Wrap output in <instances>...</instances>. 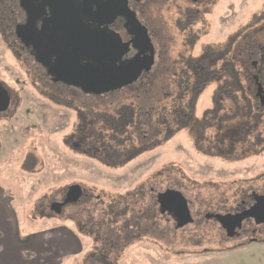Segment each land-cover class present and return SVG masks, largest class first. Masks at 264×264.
<instances>
[{
    "label": "flooded vegetation",
    "instance_id": "obj_1",
    "mask_svg": "<svg viewBox=\"0 0 264 264\" xmlns=\"http://www.w3.org/2000/svg\"><path fill=\"white\" fill-rule=\"evenodd\" d=\"M110 1L113 0H0V34L3 42L5 41L12 56L26 66V72L38 80L39 84L34 86L37 93L51 104H60L63 108L59 110L71 112V124L67 127L69 134L63 139V145L65 142L70 152L95 159L106 167L112 166L114 161L123 156L136 158L144 152L154 150L161 142L170 141L173 136L187 128L189 130L185 132L194 144L200 131L203 133L205 129L211 130L212 138L207 140L210 150L213 149L214 156L223 158L226 163L237 160L228 158L236 153L237 148H242L243 157L264 152V103L256 95V86L251 88L252 101L243 105V108L249 110L251 118L237 119V78H250L253 83L258 81L264 92V5L252 14L251 22L245 29L249 32L254 24L259 23L253 30L255 34L250 33L249 45L244 44L245 48L251 49L247 58L250 68L246 71L237 64L239 46L235 40L240 36L237 35L238 29L242 30L240 27L225 40H204L210 35L211 18L215 21V13L211 12L210 6L216 0H183L184 6L170 1L174 5L175 13L171 14L168 20L170 25L167 27H163L161 18L153 14L165 0H119L118 4H127L135 13L136 18L146 28L148 39L141 38V33L128 21L126 15L117 11L120 9L118 4L113 11L105 9L92 21L94 13ZM56 4H63L62 10ZM58 11L67 15H63L58 32H54ZM144 15L148 16V20ZM79 18L81 23L77 22ZM207 20L211 24L209 32L205 33L203 27L208 24ZM55 34L57 39H50ZM78 35V42L85 43L86 46L92 42L97 44L98 49L92 58L98 60L99 67L110 64L116 73H121L122 67L127 69L126 64L145 57V60L150 59V66L147 70H142L136 80L126 85L106 89L98 94L86 91L82 86L76 85L81 84V80L71 78L70 65L63 66L69 73H61L57 67L61 52L58 44L64 46L63 51L75 53L80 66L93 64L88 53H85L83 60L79 51L73 48V42L77 41ZM177 38H180V51L173 50V46L177 49ZM261 40L262 44L259 45ZM31 42L35 43L36 50ZM197 46V53L188 55L189 50H195ZM84 49L87 51V48ZM167 50L169 58L166 56ZM67 80L72 82L68 84ZM144 82H149V86H143ZM211 84L214 85L212 89ZM7 91L12 100L11 92ZM205 91L212 93L211 107L203 110L200 115L195 114L196 102ZM144 94H148L147 101L142 99ZM160 99L165 100L161 102ZM219 107L221 110L226 107L224 113L227 118L220 117ZM57 116L59 117V113ZM185 126L188 127L184 128ZM238 143L245 145L238 146ZM259 177L256 176V181L242 187L236 184L216 185L227 186L223 190L229 193H221L218 198L201 203L204 209L196 216L191 209L193 202L183 192L184 188L180 184L170 183L160 191L154 185H149L147 190L138 188L136 195L140 198L133 194L135 199H110L99 210V217L89 211L85 218L80 214L84 209L82 205L89 201L86 198L89 195L83 185L74 182L65 188L58 200L50 202L48 208L50 210L53 202L64 200L69 186L79 185L82 188V195L76 202L65 204L60 213L51 215L61 216L66 206L75 208L74 213L68 214L66 219L72 221L79 232H84L82 235L85 240L90 241V246L84 247L82 253L83 263L87 260L90 264H118L116 258L122 249L120 245L118 248L116 236L120 235L118 241L123 242L135 237L132 231H124L126 227H120L115 221L124 216L126 207L137 203L145 209H139L131 216L134 224H129V218H122L124 221L121 222L127 223L129 227L137 225L139 234L144 229L162 235V231L156 230L153 225L157 219L164 221V230L168 233L172 230L182 231L189 225L203 226L212 220L219 231L218 235H209L217 239L220 246L218 250H225L264 241L263 216L248 215L253 213L252 207L256 200L254 192L264 187L263 174ZM167 189L184 193L190 203L193 219L191 223L177 227L173 211H161L157 196ZM146 191L152 194L149 198H145ZM98 201L102 203V200ZM120 206L122 209H119ZM233 214H241L243 219L232 230L229 229L230 221L223 222L217 217H229ZM144 219H151L152 225L144 224L142 227L140 223ZM98 220L104 225L98 224ZM131 229L135 231L133 227ZM111 232L115 236L108 235ZM199 236L203 237L204 234ZM113 255L116 257L112 259Z\"/></svg>",
    "mask_w": 264,
    "mask_h": 264
},
{
    "label": "rangeland",
    "instance_id": "obj_2",
    "mask_svg": "<svg viewBox=\"0 0 264 264\" xmlns=\"http://www.w3.org/2000/svg\"><path fill=\"white\" fill-rule=\"evenodd\" d=\"M170 1L180 6L185 5L183 0H165L159 10L153 13L161 18L163 27L170 25L168 20L171 14L175 13L174 5ZM263 5L264 0H216V3L210 6L211 12L215 13V21L211 18L210 35L204 40H217L216 42L225 40L240 27L242 30L238 29L237 35L240 36L236 37L235 43L239 46L238 49H245L244 44L249 45L250 33L255 34L253 30L259 23L254 24L249 32L245 29L251 22L252 14L259 11ZM145 17L148 20V16ZM207 22L208 24L203 27L205 33L210 30V21ZM258 43L261 45L262 40ZM176 46L177 49L173 46V50L180 51V38L176 39ZM193 50H189L188 55L192 52L197 53L199 46ZM166 56L168 58L170 56L168 50ZM26 70V66L12 56L0 34V83L12 94L10 107L0 113V263H7L11 259L13 252L11 239H14V236L21 242L36 234L50 232L54 227L64 226V232L74 234L81 243L85 241L84 247L90 246L89 239L85 240L83 237L84 232H79L74 223L66 219L68 214L74 213L73 206H66L62 215L58 217H53L51 215L53 212L48 208L50 202L58 200L65 188L74 182L83 185L89 195L86 197L89 201L81 204L84 209L81 214L79 213L85 218L89 211H92L90 214L99 217V210L104 208L110 199L140 198L136 195L138 188L147 190L149 185H154L156 190L160 191L169 183L180 184L181 188H184L183 192L193 202L191 209L196 216L204 209L201 203L216 199L221 193H229L223 190L228 188L227 186L216 185L236 184L242 187L256 181V176L263 174L264 177V152L243 157L242 148H237L235 154L228 156L229 159L237 160L226 163L223 158L214 156L213 149L210 150L211 146L207 140L212 138L211 130L205 129L203 133L200 131L194 144L185 132L189 130L188 126L170 141L161 142L154 150L144 152L136 158L123 156L114 161L112 166L106 167L95 159L74 154L65 146V142L63 145V139L69 134L67 127L71 124V112L59 110L63 108L60 104H51L41 97L34 88L39 84L38 80ZM243 80L245 78L241 81L243 85L248 83ZM143 86H149V82H144ZM210 86L211 89L214 87L212 84ZM210 94H212L210 91H205L199 96L195 114L200 115L203 110L211 107ZM147 97L148 94L142 95L143 101H147ZM223 109H219L220 117L227 118L224 113L227 109L226 107ZM239 145L245 143H238ZM146 192L145 198H149L152 194ZM129 193L132 196H129ZM98 200H102V203ZM138 204L126 207L124 216L115 221L120 227H126L124 231L125 229L132 231L135 237L123 242L118 241L120 235L116 236L118 248L120 245L122 249L116 258L118 264H264V241L218 250L220 246L217 239L210 236L218 235L219 231L212 220L203 226H186L183 232L172 230L168 233L166 229L164 230L166 226L164 221L157 219L153 225L156 230L162 231V235L144 229L139 234L137 225L131 226L135 229L133 231L127 223L121 222L122 218H129L131 220L129 224H134L131 216L139 209H145ZM147 220L144 219L140 225H152L153 221ZM8 223L13 227L14 236L1 229ZM98 224H101V220H98ZM200 234L204 236L200 237ZM108 235L114 234L111 232ZM53 236L44 235L41 239L38 237L27 245L37 250L41 247L43 251L52 249L56 252L58 243L55 241L59 239ZM16 239L13 240V244H17ZM32 241L35 245L31 244ZM23 251L25 250L17 253L18 257L14 264L31 262L27 258L23 259L21 256ZM82 257L84 258L83 254H69L64 257L61 264H90L84 259L83 263ZM115 257L113 255L112 259ZM39 259L41 260L40 257ZM43 263L48 264L45 261Z\"/></svg>",
    "mask_w": 264,
    "mask_h": 264
},
{
    "label": "water",
    "instance_id": "obj_3",
    "mask_svg": "<svg viewBox=\"0 0 264 264\" xmlns=\"http://www.w3.org/2000/svg\"><path fill=\"white\" fill-rule=\"evenodd\" d=\"M83 1V0H82ZM126 1V0H125ZM119 0H113L110 1V3L104 4V6L98 10L97 13H94L92 17V21H94V18L97 15H101L105 9L110 10L109 12L113 11L114 8L119 3ZM111 3H115L114 5H110ZM127 3V2H125ZM120 9L117 10L121 14H125L128 21L134 25L135 28L138 29V31L141 33V38L148 39L146 28L140 23V21L136 18L135 13L129 9V7L124 5V3L118 4ZM58 8L62 10L63 4H56ZM72 6V5H71ZM113 13V12H112ZM62 11H58L57 13V21L56 27L54 28V32H58L59 29V23H61L63 19ZM67 15V14H65ZM113 15V14H112ZM100 21V20H98ZM77 22L81 23L80 18L77 19ZM78 31H80L78 29ZM50 38V37H49ZM79 35L77 36V41H74L73 48L76 51H79V53L82 56V59L84 60L85 53H88L90 55L89 60H92L93 64L91 65H84L80 66L78 63V56L75 53H68L66 51H63L62 45L58 44L61 48V52L59 53V59L57 67L60 69L59 71L61 73H70L72 74L71 78L81 80V84H76L82 86L86 91H90L93 93H100L101 91H105L106 89H113L116 87H120L123 85H126L130 82H133L138 78L142 70H147L150 66V59L145 60L144 59H138L129 62L126 64V68L122 67L120 69L121 73H116L115 69L111 67V65H105V66H98V60L92 58L93 55L96 54V50L98 49L97 44L92 42L90 45H85V43L78 42ZM50 39H57V34L55 36L52 35ZM33 44L34 50H36V46L34 42H31ZM87 48V51H85ZM108 51H110V48H108ZM38 57V55H37ZM39 59V57H38ZM64 64H68L69 71L64 69ZM96 64V65H95ZM68 69V68H67ZM64 79V78H62ZM61 80V79H60ZM64 81V80H63ZM71 83L72 81H66ZM257 90L256 95L260 97L261 103H264V92L262 90V86L257 81ZM102 87H105L102 88ZM11 98L9 92L6 90L5 86L0 83V113H3L8 110L10 107ZM82 195V188L79 185H71L68 187V190L66 192L65 198L62 202H53L50 205V211H52L54 214H58L61 211L62 206L68 203L76 202L80 196ZM255 196V204L252 207L253 213H249L248 215H261L263 216L264 221V187L260 190H257L254 192ZM157 201L159 204V207L162 212L164 211H173V214L175 215L177 219V227H182L188 223H191L193 221L191 213H190V203L185 197L184 193L173 190V189H167L157 196ZM218 219L221 221H230L231 225L229 226V229H234L235 227L239 226L243 216L241 214H233L228 216H218Z\"/></svg>",
    "mask_w": 264,
    "mask_h": 264
},
{
    "label": "crops",
    "instance_id": "obj_4",
    "mask_svg": "<svg viewBox=\"0 0 264 264\" xmlns=\"http://www.w3.org/2000/svg\"><path fill=\"white\" fill-rule=\"evenodd\" d=\"M4 227L1 229H3L4 231H7V233L10 236H14V234H13L14 230H13L12 225H10L8 223V225L5 228ZM63 227H57V228L54 227L50 232L47 231L45 233H41V235L36 234L35 236L24 239L21 242H19L14 236V239H16L17 244H13L14 239L12 238L11 239L12 240L11 248L13 251L12 257L7 263H0V264H14L16 257H18L17 253L20 252L22 249L25 251L27 250L26 253H25V251H23L21 253V256L23 257V259L27 258L28 261H31V262H29V264H44L43 263L44 261L48 262V264H61L64 257L69 255V254H72V255L82 254L84 252L85 241L83 240L84 242L81 243L79 241L78 237H76L74 234H72L70 232H68V233L64 232L65 228H63ZM44 235H51V236L54 235L53 237H57L59 239V240L57 239L58 241H55L56 243H58L56 252L52 251V249L51 250L46 249L43 251V248H41V247H38L39 248L38 250L35 249V247L29 248V245H27V243H30L31 240L35 241V239L38 237H40V239H41V237H43ZM33 241L31 244H33ZM16 245H18L19 248L16 247ZM33 245H35V244H33ZM38 251H41V252H38ZM28 255L30 258L28 257ZM39 257L41 258V260L39 259Z\"/></svg>",
    "mask_w": 264,
    "mask_h": 264
},
{
    "label": "trees",
    "instance_id": "obj_5",
    "mask_svg": "<svg viewBox=\"0 0 264 264\" xmlns=\"http://www.w3.org/2000/svg\"><path fill=\"white\" fill-rule=\"evenodd\" d=\"M250 48H245V49H238L237 52V64H239L241 66L242 70H249V62L247 60L248 56H249V52H250ZM243 78H237V119L238 120H245V118H251L249 115V110H247L246 108H243L244 103L246 102H251L252 98H253V90H251V88H253L254 86L257 87L256 83H253V80H251L250 78H245L246 81L245 85H243L241 83ZM249 88V89H248ZM8 90V89H6ZM257 90V88H256Z\"/></svg>",
    "mask_w": 264,
    "mask_h": 264
}]
</instances>
